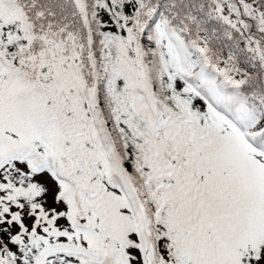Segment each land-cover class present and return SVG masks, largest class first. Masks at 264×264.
<instances>
[{
    "label": "snow or ice",
    "instance_id": "snow-or-ice-1",
    "mask_svg": "<svg viewBox=\"0 0 264 264\" xmlns=\"http://www.w3.org/2000/svg\"><path fill=\"white\" fill-rule=\"evenodd\" d=\"M0 264H264V0H0Z\"/></svg>",
    "mask_w": 264,
    "mask_h": 264
}]
</instances>
